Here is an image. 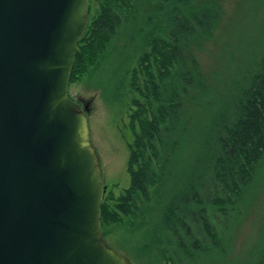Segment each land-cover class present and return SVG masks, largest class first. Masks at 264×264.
Returning <instances> with one entry per match:
<instances>
[{"label":"trees","instance_id":"16d2710c","mask_svg":"<svg viewBox=\"0 0 264 264\" xmlns=\"http://www.w3.org/2000/svg\"><path fill=\"white\" fill-rule=\"evenodd\" d=\"M225 1L99 0L78 44L70 84L106 62L122 73L131 182L104 197L101 223L140 232L144 264H189L213 253L223 263L264 168V23L245 8L248 0L238 2L211 67ZM224 73L248 75L231 90ZM238 264H264V236Z\"/></svg>","mask_w":264,"mask_h":264},{"label":"water","instance_id":"95a60500","mask_svg":"<svg viewBox=\"0 0 264 264\" xmlns=\"http://www.w3.org/2000/svg\"><path fill=\"white\" fill-rule=\"evenodd\" d=\"M89 0H0V264H131L106 240L91 101L69 93Z\"/></svg>","mask_w":264,"mask_h":264},{"label":"rangeland","instance_id":"374dc122","mask_svg":"<svg viewBox=\"0 0 264 264\" xmlns=\"http://www.w3.org/2000/svg\"><path fill=\"white\" fill-rule=\"evenodd\" d=\"M241 0H226V17L218 28L216 39L211 44V57L207 62L213 67L219 55L218 42L225 39L222 35L229 29L228 21L235 13L237 3ZM93 5L91 17L98 12L97 0H90ZM248 10L255 9L259 24L264 23V0H248L245 3ZM244 11V12H243ZM246 12L240 10V15ZM229 27V28H228ZM229 31L227 35L229 36ZM226 40V39H225ZM117 61L118 53L114 54ZM226 59V58H225ZM232 64V62H231ZM231 64H227L228 67ZM122 73L116 72V66L106 62L105 66L91 78L85 77L73 82L69 86V93L74 99L91 101V132L92 140L97 148L103 169L104 184L106 187L104 197L111 193L118 197L130 186L131 178L128 173L129 142L133 139V133L129 128L131 107L129 99L125 97L123 81H120ZM248 73H224L222 81L231 90L239 87V82ZM120 78V79H119ZM121 82V85H119ZM221 86H224V85ZM129 100V101H128ZM104 199V198H103ZM113 205V201L110 200ZM244 218L236 232L233 249L228 258L221 263L216 253L201 256L195 262L189 264H238L251 254L264 236V168L258 179L252 185L248 199L243 207ZM105 237L108 243L126 258L131 264H144L138 254H141V246L144 242L142 234L131 233L130 229L116 224L104 226ZM139 250V251H138Z\"/></svg>","mask_w":264,"mask_h":264},{"label":"flooded vegetation","instance_id":"af4514ba","mask_svg":"<svg viewBox=\"0 0 264 264\" xmlns=\"http://www.w3.org/2000/svg\"><path fill=\"white\" fill-rule=\"evenodd\" d=\"M97 2H98V8H99V0H97ZM93 5L92 4H90V0H89V11L91 10H93ZM89 18H90V14H89ZM79 102H81L82 104H83V101L82 100H78Z\"/></svg>","mask_w":264,"mask_h":264}]
</instances>
